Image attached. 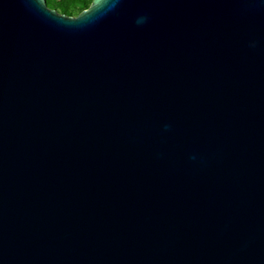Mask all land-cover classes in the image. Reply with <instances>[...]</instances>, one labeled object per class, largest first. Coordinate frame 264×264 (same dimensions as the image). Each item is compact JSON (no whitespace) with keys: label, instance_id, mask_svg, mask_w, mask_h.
<instances>
[{"label":"water","instance_id":"obj_1","mask_svg":"<svg viewBox=\"0 0 264 264\" xmlns=\"http://www.w3.org/2000/svg\"><path fill=\"white\" fill-rule=\"evenodd\" d=\"M0 264H264V0H0Z\"/></svg>","mask_w":264,"mask_h":264},{"label":"trees","instance_id":"obj_2","mask_svg":"<svg viewBox=\"0 0 264 264\" xmlns=\"http://www.w3.org/2000/svg\"><path fill=\"white\" fill-rule=\"evenodd\" d=\"M47 3L61 13L79 14L92 5V0H46Z\"/></svg>","mask_w":264,"mask_h":264},{"label":"rangeland","instance_id":"obj_3","mask_svg":"<svg viewBox=\"0 0 264 264\" xmlns=\"http://www.w3.org/2000/svg\"><path fill=\"white\" fill-rule=\"evenodd\" d=\"M75 15H77V14H75Z\"/></svg>","mask_w":264,"mask_h":264}]
</instances>
